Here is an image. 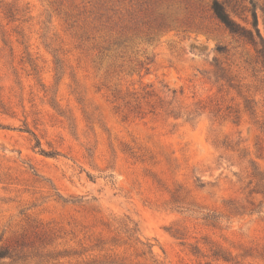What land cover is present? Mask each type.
Listing matches in <instances>:
<instances>
[{"label": "rangeland", "instance_id": "374dc122", "mask_svg": "<svg viewBox=\"0 0 264 264\" xmlns=\"http://www.w3.org/2000/svg\"><path fill=\"white\" fill-rule=\"evenodd\" d=\"M212 1L0 0V264H264V67Z\"/></svg>", "mask_w": 264, "mask_h": 264}, {"label": "trees", "instance_id": "16d2710c", "mask_svg": "<svg viewBox=\"0 0 264 264\" xmlns=\"http://www.w3.org/2000/svg\"><path fill=\"white\" fill-rule=\"evenodd\" d=\"M252 6L249 7V11L252 14V25L253 28H250L237 19H235L232 14L228 11L226 4L223 0H213L211 4V9L213 14L217 19L222 22L227 29L234 35L247 40L257 46V53L259 59L261 60L263 67H264V37L262 36L260 29L258 27L259 20H258V13H257V4L251 0ZM244 13H240L243 15ZM222 50V49H221ZM238 115H236V119ZM216 255H218L216 253ZM12 257V254L9 252L8 249H0V261L3 258ZM224 260H229L227 257L222 256Z\"/></svg>", "mask_w": 264, "mask_h": 264}]
</instances>
